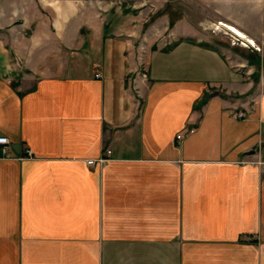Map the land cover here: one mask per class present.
<instances>
[{"label": "crops", "instance_id": "1", "mask_svg": "<svg viewBox=\"0 0 264 264\" xmlns=\"http://www.w3.org/2000/svg\"><path fill=\"white\" fill-rule=\"evenodd\" d=\"M207 1L264 35V0ZM146 3L0 0V264H264V65L165 14L135 90Z\"/></svg>", "mask_w": 264, "mask_h": 264}, {"label": "rangeland", "instance_id": "2", "mask_svg": "<svg viewBox=\"0 0 264 264\" xmlns=\"http://www.w3.org/2000/svg\"><path fill=\"white\" fill-rule=\"evenodd\" d=\"M153 3L157 4L158 7L154 8ZM146 4L147 6L145 9H141L142 12L139 14L137 10L125 9L126 12L130 14L134 13L140 16L139 20L130 21V19H128V25H130V28H135L136 31L140 28L139 35H136V33L130 35L132 38H135L134 43L131 44V50L133 52L132 54L135 64L134 70L131 73V83L133 84V88L135 90H140V86L135 87L137 84L136 80L138 79L142 82V80L145 79L144 74L147 72L146 57L150 44L153 40L151 31L149 32L151 24L157 19V17L165 14L169 15V13L174 17H179L183 14L190 15L196 22L200 33L208 38L210 42L215 45V47H222L225 51L227 50V53L231 55V61H233V63L236 64V61H239L241 56L247 58L248 60H253V62H255L254 65L257 64L258 73L262 65H264V35H262L260 38L253 36L246 29L234 24L232 20L225 18L219 10L222 9L225 11L227 10L228 12L230 11L236 19H239V21L243 20L246 23H250V16L246 14V11H240L238 8L239 6H227L224 4V2L220 1V6H218L215 3L207 0H147ZM221 22L225 23L226 26L221 25L219 28L218 26L217 28L213 26V23L221 24ZM141 23L144 24L140 27H137V25ZM208 24L212 27H209ZM229 24L235 25L241 31L235 26H230ZM160 27L163 28L161 23ZM18 28L20 33L21 31L25 34L29 33V23L24 24L22 19L19 20ZM125 35L129 36L126 33ZM166 36V34L160 35V39H163ZM240 36H247V38L252 41L243 40ZM12 62L15 63V68L18 69V73L21 74L25 71V67L19 58H15V56H13ZM258 63L260 64L258 65Z\"/></svg>", "mask_w": 264, "mask_h": 264}, {"label": "built area", "instance_id": "3", "mask_svg": "<svg viewBox=\"0 0 264 264\" xmlns=\"http://www.w3.org/2000/svg\"><path fill=\"white\" fill-rule=\"evenodd\" d=\"M97 78H99L101 75L100 73H96L95 74ZM235 117L236 118H245L246 114L244 111H238L236 112L235 114ZM185 131L183 132H179L176 136V139L178 141L182 140L185 136ZM188 132L189 133H193L195 132V129L193 128H190L188 129ZM10 138L8 136H5V135H0V158L2 157H7L9 156V150H10ZM24 154H23V157L25 158H32L34 156V152L31 148H29V146H24V150H23ZM111 153V150H108L107 151V154H110ZM102 161V159L100 160ZM95 162V160H88V164H93Z\"/></svg>", "mask_w": 264, "mask_h": 264}, {"label": "trees", "instance_id": "4", "mask_svg": "<svg viewBox=\"0 0 264 264\" xmlns=\"http://www.w3.org/2000/svg\"><path fill=\"white\" fill-rule=\"evenodd\" d=\"M177 17H174L172 14L169 13V28H172L173 25L175 24ZM251 64H255V62H253V60H249ZM260 63H258L259 65ZM257 65V64H256ZM259 79V73L257 74V80Z\"/></svg>", "mask_w": 264, "mask_h": 264}, {"label": "bare ground", "instance_id": "5", "mask_svg": "<svg viewBox=\"0 0 264 264\" xmlns=\"http://www.w3.org/2000/svg\"><path fill=\"white\" fill-rule=\"evenodd\" d=\"M223 25L226 26V24H223ZM233 32H234V31H233ZM236 34H237V33H236ZM240 37H241V36H240ZM241 38H242L243 40H246V41L250 40V39L247 38V36H246V37H245V36H242ZM250 41H252V40H250Z\"/></svg>", "mask_w": 264, "mask_h": 264}]
</instances>
